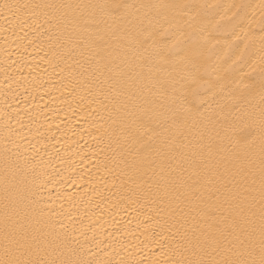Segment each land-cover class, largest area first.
<instances>
[{
	"label": "bare ground",
	"instance_id": "obj_1",
	"mask_svg": "<svg viewBox=\"0 0 264 264\" xmlns=\"http://www.w3.org/2000/svg\"><path fill=\"white\" fill-rule=\"evenodd\" d=\"M7 2L132 7L115 21L100 7L63 20L44 8L0 13V222L7 187L10 213L43 208L75 237L77 254L57 255L90 264H163L181 259V236L193 225L226 229L205 169L214 171L218 146L234 150L226 132L237 117L254 114L249 132H259L261 0ZM238 3L252 5L255 22L249 31L245 21L236 40L216 29L213 17L224 10L210 6ZM163 4L188 7H141ZM245 43L250 63L237 61ZM249 74L257 91L242 103ZM142 110L159 116L144 119L151 131L137 130ZM259 208L257 185V216Z\"/></svg>",
	"mask_w": 264,
	"mask_h": 264
},
{
	"label": "snow or ice",
	"instance_id": "obj_2",
	"mask_svg": "<svg viewBox=\"0 0 264 264\" xmlns=\"http://www.w3.org/2000/svg\"><path fill=\"white\" fill-rule=\"evenodd\" d=\"M100 7L105 10V14L114 21L122 19L127 9L132 7L123 4L113 5H80V4H46V5H28L20 3H8L7 0L0 4V13H10L19 18V14L29 8L50 9L55 13H63L59 18L61 20L69 18V12L82 8ZM148 8H186V5H141ZM203 7V6H202ZM216 9H223V12L217 11L219 19L215 20L216 29L229 32L235 36L236 40L240 37L236 35L238 28H243L244 22L248 21L249 31L251 24L255 21H249V9L251 4L238 3L230 5L210 6ZM261 19L259 26L264 32V0L259 5ZM124 9L125 12L120 10ZM199 14V13H198ZM207 16V14H205ZM77 17L70 18L75 22ZM248 35V33H245ZM137 44L141 42L136 41ZM219 43V41H217ZM260 64H261V84L259 95L261 104H264V35L260 37ZM232 48V54L237 55L239 44L229 45ZM173 48L175 45L172 46ZM249 49V44L245 43V51L240 52L237 61L240 63H250L251 56L246 58L245 53ZM171 50V49H170ZM190 50L186 53L188 58ZM237 61H234L236 63ZM255 67L251 72H255ZM242 95L238 99L242 103H250L248 97H251L256 91V85L251 75H248V82L241 81ZM191 109L185 112L173 113L174 120H183ZM148 122L159 119L157 114H147L141 111L140 116L134 123L137 124V130L151 131ZM257 123L254 114L245 113L243 117H237L227 132L226 138L233 146L232 152H225L222 145L215 149V156L219 157L214 171L206 168L208 175H214L216 181V192L221 194L216 197L215 207L224 209L227 215L221 213L220 223L227 225L226 229L217 228L215 232L198 228L197 225L186 231L181 236L179 247L182 251L179 253L181 259L164 261L163 264H264V108H261L258 119V135L252 136L250 129L256 128ZM208 161H212L213 148L207 146ZM204 177L202 176L201 179ZM212 181L209 180L208 183ZM185 185L187 181L183 182ZM257 185L259 196V214L255 211L257 202ZM175 187V185H173ZM188 197L194 196L191 186H188ZM10 195L7 187L4 190L5 211L2 222V241H0V264H90L85 259H61L57 253L63 255L62 249H69L73 255L77 254V249L72 245L75 243V237L68 231V226L58 222L53 216H49L43 208H34L30 213H26L23 218L18 213L9 212ZM190 202V200H189ZM195 219V217H193ZM257 235L259 237L257 241Z\"/></svg>",
	"mask_w": 264,
	"mask_h": 264
}]
</instances>
